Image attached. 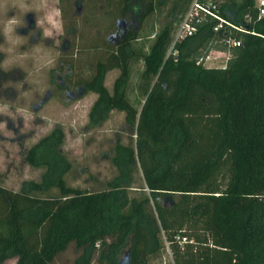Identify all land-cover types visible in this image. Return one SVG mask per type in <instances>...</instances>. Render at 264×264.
Listing matches in <instances>:
<instances>
[{"label": "trees", "instance_id": "16d2710c", "mask_svg": "<svg viewBox=\"0 0 264 264\" xmlns=\"http://www.w3.org/2000/svg\"><path fill=\"white\" fill-rule=\"evenodd\" d=\"M130 1L108 0L103 16L125 17ZM139 1L145 18L159 2ZM218 14L248 31L229 28L240 44L228 49L224 67L197 60L199 50H227L224 42L213 45L225 37L213 31L218 20L210 17L175 41L169 55L166 25L148 52L134 51L137 36L128 31L96 62L85 83L97 94L89 120L125 112L135 142L119 146L117 155L130 166L129 182L98 191L67 185L71 164L59 150L64 132L55 127L26 154L29 165L46 166L41 181L25 180L18 191L0 186V264L9 257L15 264H54L70 245L72 264H117L124 247L129 264H146L166 245L171 264H264V15L258 18L255 0H221ZM138 56L145 97L139 110L127 97ZM114 69L119 74L109 91L104 80ZM135 168L139 187L130 185ZM170 195L171 204L160 202ZM177 235L188 242L179 244Z\"/></svg>", "mask_w": 264, "mask_h": 264}, {"label": "rangeland", "instance_id": "374dc122", "mask_svg": "<svg viewBox=\"0 0 264 264\" xmlns=\"http://www.w3.org/2000/svg\"><path fill=\"white\" fill-rule=\"evenodd\" d=\"M107 1L0 0V186L18 191L25 180L41 181L46 166L29 165L26 154L55 127L64 132L59 150L71 164L64 174L67 185L98 191L107 185L125 188L129 182L126 176L130 166L121 151L117 155V148L134 146V126L119 110L107 112L101 121L92 124L89 112L97 94L88 91L85 83L94 74L96 62L128 31L137 36L131 43L134 51L145 53L160 30L170 25L169 55L193 0H159L153 15L146 18L144 3L131 0L127 15H118L115 21L103 16ZM53 8L60 9L63 31L57 34L53 30V36L47 38L44 29L50 26L39 21ZM10 20L16 23L9 24ZM216 43L223 40L216 37L213 45ZM223 52L211 47L206 52L202 49L197 60L206 67H224L231 53ZM142 68L141 57L132 60L127 83V97L138 110L145 98L139 86ZM118 74L116 69L106 74L104 85L109 91ZM130 175L131 186L143 185L139 168ZM127 191L130 197L135 193ZM175 199V195H170L160 202L169 205ZM154 248L152 244L151 249ZM75 257L70 245L54 264H72ZM116 260L117 264H129L127 247L121 249ZM15 261L9 257L3 264ZM145 262L171 264V252L166 245Z\"/></svg>", "mask_w": 264, "mask_h": 264}, {"label": "built area", "instance_id": "2783aa9c", "mask_svg": "<svg viewBox=\"0 0 264 264\" xmlns=\"http://www.w3.org/2000/svg\"><path fill=\"white\" fill-rule=\"evenodd\" d=\"M220 2L221 0H193L190 10L185 16L183 24L179 30L176 41L185 36L192 35L196 31L197 23L200 21L205 20L208 17L215 18L218 20V23L213 27V31L218 33L221 29L223 30V37L225 38L222 40L227 47V50H224V52L226 54H230L228 49L239 46L240 40L231 37L229 28H233L241 32L248 31L245 27H237L229 23L218 14V6ZM255 6L258 10V18L262 17L264 15V0H255ZM206 59L209 61L210 57L206 56ZM214 59L218 58L215 57ZM176 240L181 245L188 242L186 237H181L180 235L176 236Z\"/></svg>", "mask_w": 264, "mask_h": 264}, {"label": "clouds", "instance_id": "9594fccd", "mask_svg": "<svg viewBox=\"0 0 264 264\" xmlns=\"http://www.w3.org/2000/svg\"><path fill=\"white\" fill-rule=\"evenodd\" d=\"M61 12L59 8H53L49 12H47L43 18V20L39 21L41 25L46 21L47 24L50 26L44 29V35L47 38H51L55 33L60 34L63 31L62 28V21L60 20ZM9 24H15V20L8 21Z\"/></svg>", "mask_w": 264, "mask_h": 264}]
</instances>
